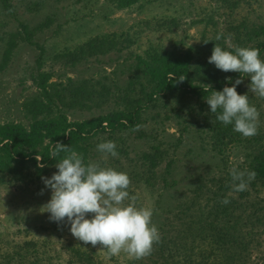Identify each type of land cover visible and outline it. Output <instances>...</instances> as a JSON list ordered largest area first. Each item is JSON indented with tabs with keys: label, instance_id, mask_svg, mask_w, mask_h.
<instances>
[{
	"label": "rangeland",
	"instance_id": "1",
	"mask_svg": "<svg viewBox=\"0 0 264 264\" xmlns=\"http://www.w3.org/2000/svg\"><path fill=\"white\" fill-rule=\"evenodd\" d=\"M8 2L11 6L6 9L0 0V125L14 123L26 129L34 120L26 106L34 98H42L38 80H35L38 73H48V83L55 88L74 87L82 81L92 85L98 81L115 94L117 87H123L128 80L127 64L134 55L144 56L152 49L184 51L206 41H218L220 34H228L224 38L225 47L234 49V32H228V28L242 22L248 26L259 25L264 17V5L260 7L254 0H251L252 7L244 2L237 7L228 6L222 0H140L123 9L116 8L111 0H46L37 12L28 10L18 0ZM173 19L178 24L169 30ZM47 21L49 25L44 28ZM20 23L28 25L26 34ZM161 23L166 26L153 30L154 25ZM121 33H128L135 40L129 48L87 57L74 64L65 62L67 56L94 38ZM27 34L31 41L26 39ZM12 36L15 46L9 50ZM261 59L264 60V54ZM241 78L243 82L236 91L240 87L249 92V76L242 74ZM64 93L68 97V91ZM113 94L100 109L71 108L66 113L68 121H88L119 109ZM249 94L260 101L264 115V101L252 92ZM55 105L60 108L58 103ZM210 114L205 100L178 91L168 93L143 111L141 136L136 131L111 137L108 133L99 134L89 142L88 158L129 176L131 186L127 191L137 198L138 208L152 209V223L159 231L166 218L176 222L175 213L183 205H190L192 192L199 182L210 186L212 178H219L242 162L238 151L227 154L226 165L214 153L210 130L204 126L205 116L209 118ZM119 139L125 141L122 146L126 154L118 152V156L112 157L97 150V146L106 141H114L118 147ZM157 145L166 149L168 156L155 169L154 186L133 185L134 175L148 166L143 154L151 153L152 147ZM169 160L172 161L171 176L165 177L169 184H175L165 188L162 175ZM39 161L37 165L27 161L16 173L0 172V253L15 244L38 240L48 242L59 252L68 253L66 247L74 245L94 253V258L103 264L150 263V255L140 259L124 252L110 256L99 244L84 245L71 234L67 218L58 224L49 220V213H41V206L51 198V190L45 187L41 177L50 178L57 169L55 164L40 167ZM230 194L238 196L234 191ZM260 197L264 198V192H260ZM91 216L87 214L86 218ZM252 259L253 264H264V246L262 251L253 253Z\"/></svg>",
	"mask_w": 264,
	"mask_h": 264
},
{
	"label": "trees",
	"instance_id": "2",
	"mask_svg": "<svg viewBox=\"0 0 264 264\" xmlns=\"http://www.w3.org/2000/svg\"><path fill=\"white\" fill-rule=\"evenodd\" d=\"M32 12L41 9L46 0H18ZM140 0H111L116 8L129 7ZM225 5L239 6L244 2L252 7L251 0H222ZM258 6L264 5V0H254ZM2 5L10 8L8 0H2ZM259 25L248 26L242 22L238 26L229 27L234 32L235 48H257L260 58L264 54V17ZM47 21L44 28L48 27ZM171 26H177L176 19L171 20ZM28 32L29 27L20 23ZM149 25V24H147ZM166 26L165 23L156 24L153 30ZM227 32V33H228ZM28 41L29 34L25 35ZM220 34L218 41H206L203 45L188 47L184 51L178 48L172 50L147 51L144 56L134 55L127 64L128 80L123 87H117L118 92L113 94L106 85L100 82L91 85L82 81L74 87L59 89L48 83V73H38L35 80L41 89L40 97L31 100L26 109L34 119L29 128L9 123L0 125V172L21 171V167L30 161L37 165L38 159L44 166L54 165L57 160L51 158L52 144L57 142L71 146L77 153L82 154L84 162H91L88 158L89 146L94 137L99 134L111 135L129 131L135 132L143 111L156 103L158 97H164L171 92L194 95L199 99H206L211 90L222 91L225 86L231 87L242 74L223 72L208 63L215 45L222 49L235 52L225 47V37ZM9 50L15 44V37L9 40ZM132 35L128 33L111 36L96 37L66 57L67 64H74L87 57L105 55L109 51L129 48L134 43ZM10 52V51H8ZM7 54V51H6ZM8 55V54H7ZM10 55V54H9ZM8 58V56H7ZM181 77H185L181 82ZM95 85H99V89ZM211 85V89L207 87ZM237 87V86H236ZM68 91V97L64 91ZM238 94L249 95V103L254 105L258 112L257 134L244 137L233 130V124L224 125L216 119L221 114L206 115L204 126L210 131V140L214 153L226 165L228 153L238 151L242 162L235 168L241 172H254L255 178L248 183L244 191L236 192L237 197L230 194L233 189L231 171H225L217 179H211V185L199 182L190 198V205H183L175 213L176 222L166 218L160 226L161 241L153 245L148 264H253L252 255L262 251L264 246V115L261 103L251 97L249 92L240 88ZM114 95L119 109H112L108 113L97 115L88 121H68L67 111L71 108L92 110L100 109L111 100ZM264 101V98L260 97ZM58 103L60 108L55 105ZM205 104V103H204ZM203 105V104H202ZM140 133L141 131H136ZM47 141V142H45ZM120 146L117 152L126 154L123 148L125 141L119 139ZM151 153L143 154L148 166L140 174L134 175L133 185L139 184L154 186L155 169L168 156L167 150L159 145L152 147ZM63 155V154H62ZM59 159V158H57ZM169 160L162 175L164 187L169 184L165 176H171ZM226 170V168H224ZM40 171H43L40 169ZM131 186V185H130ZM129 186V187H130ZM235 192V191H234ZM254 194V195H252ZM228 199L227 205L221 203ZM67 252H59L48 242L27 240L15 244L12 248L0 253V264H103L94 258V253L68 245Z\"/></svg>",
	"mask_w": 264,
	"mask_h": 264
},
{
	"label": "clouds",
	"instance_id": "3",
	"mask_svg": "<svg viewBox=\"0 0 264 264\" xmlns=\"http://www.w3.org/2000/svg\"><path fill=\"white\" fill-rule=\"evenodd\" d=\"M220 38L217 36V40ZM208 63L223 72L247 74L251 81L249 92L264 98V60L260 58L259 49L237 47L233 54L215 45ZM184 79L181 77V82ZM242 82L243 79L238 78L231 87L211 90L206 103L212 114L221 110L216 116L218 121L233 124L234 131L252 137L257 134L259 112L249 103L248 93H237L236 86ZM207 87L211 89V85ZM140 128L141 125H136L134 131ZM116 147L114 141H106L100 143L97 150L116 157ZM51 158L57 160V172L50 178L41 177L45 187L51 190V198L41 206V213H49V220L58 224L67 218L69 230L77 240L93 247L99 244L110 256L124 252L140 259L151 254L153 245L161 241V235L152 223V209L138 208L137 198L127 191L130 178L126 173L94 162L86 164L82 154L59 142L52 144ZM231 177L234 191L240 192L247 189L255 173L233 168ZM126 200L130 202L125 204ZM221 203L227 205L230 201L225 198ZM87 214H92L91 218H86Z\"/></svg>",
	"mask_w": 264,
	"mask_h": 264
}]
</instances>
